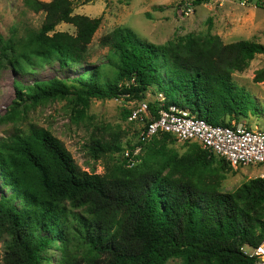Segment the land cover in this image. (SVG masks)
Listing matches in <instances>:
<instances>
[{
  "label": "trees",
  "instance_id": "16d2710c",
  "mask_svg": "<svg viewBox=\"0 0 264 264\" xmlns=\"http://www.w3.org/2000/svg\"><path fill=\"white\" fill-rule=\"evenodd\" d=\"M26 3L44 11L45 19L40 29L9 42V64L23 73L46 63L59 62L62 69L78 64L101 18L74 13L72 0ZM62 22L76 32L56 31ZM100 43L109 48L106 60L71 80L37 79L28 87L15 81L16 96L4 120L56 99H66L79 120L92 98L143 101L153 87L165 96L148 102L155 118L170 105L216 125L248 115L249 96L232 74L264 54L263 43L187 35L161 45L128 26L114 28ZM109 134L100 129L89 145L94 158L106 160L104 173L82 170L44 127L32 125L0 139V264H48L50 250L61 252L53 264H167L173 258L183 264H254L244 249L264 238V177L223 191L233 166L198 142L185 141L193 143L179 153L170 146L178 141L170 132L126 146L121 131ZM137 147L141 151L134 154ZM121 153V161L108 160Z\"/></svg>",
  "mask_w": 264,
  "mask_h": 264
},
{
  "label": "rangeland",
  "instance_id": "374dc122",
  "mask_svg": "<svg viewBox=\"0 0 264 264\" xmlns=\"http://www.w3.org/2000/svg\"><path fill=\"white\" fill-rule=\"evenodd\" d=\"M194 1L72 0L74 13L101 18V24L88 51L78 64L69 69H62L59 62H55L33 66V72L23 73L16 71L9 64L7 57L11 56L12 48L8 47V44L11 40H19L30 30L40 29L46 13L36 11L26 0H0V139L14 133L28 132L32 125L44 127L63 142L82 170L104 173L106 160L96 159L91 155V138L93 134L99 135L101 129L106 138L110 137L111 132L121 131L125 146L127 141L137 142L146 122H130L125 110L138 106L141 99L127 101L125 97L92 98L87 116L79 120L75 119L72 106L66 99H56L30 105L22 111L17 120H4L16 96L15 81H20L28 87L37 79L69 77L71 80L79 73L95 68L106 60L109 51L108 47L100 43L102 36L116 27H131L142 38L161 45L169 40L185 38L187 35H219L225 43L248 39L264 44V0H209L201 4H195ZM55 30L76 32L75 26L66 22L59 23ZM232 79L239 87L245 89L249 96L248 115L241 117L239 121L254 129H263L264 54H257L243 71H235ZM158 91L154 87L151 88L145 99L163 101ZM145 115L148 118L149 112ZM103 127L107 130L103 131ZM191 143L193 142L185 145V141L178 139L170 146L179 153H184ZM123 156V153L116 154L113 159L108 160L121 161ZM261 172L262 167L258 165L233 167L226 174L221 190L233 191L244 181L261 176ZM4 248L5 242L1 240L0 260ZM245 249L250 248L246 246ZM60 253L59 250H50L47 253L48 256H53L52 264ZM167 264L183 262L180 258H173Z\"/></svg>",
  "mask_w": 264,
  "mask_h": 264
},
{
  "label": "built area",
  "instance_id": "2783aa9c",
  "mask_svg": "<svg viewBox=\"0 0 264 264\" xmlns=\"http://www.w3.org/2000/svg\"><path fill=\"white\" fill-rule=\"evenodd\" d=\"M161 98L165 100L162 93ZM148 102V100L141 101L138 106L131 109L128 117L130 122L137 120L146 122L140 131L142 140L151 139L159 132H170L181 141L199 142L202 147L225 157L234 168L261 166V176L264 177V128L254 129L235 121L230 125L211 124L189 109L176 105L162 107L159 116L155 118L150 114ZM148 112L147 118L145 114ZM140 151L141 147H137L134 154ZM125 156H130L129 150H126ZM129 162V165L135 163L133 158ZM249 248L244 250L247 255L254 258V264H264V238L257 246Z\"/></svg>",
  "mask_w": 264,
  "mask_h": 264
}]
</instances>
